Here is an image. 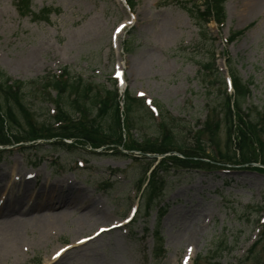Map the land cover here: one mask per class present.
<instances>
[{
  "label": "rangeland",
  "instance_id": "374dc122",
  "mask_svg": "<svg viewBox=\"0 0 264 264\" xmlns=\"http://www.w3.org/2000/svg\"><path fill=\"white\" fill-rule=\"evenodd\" d=\"M17 1L0 0V70L30 82L66 68L110 102L112 80L122 72V105L126 92L144 101L134 103L132 112L131 134L140 144L157 138L162 116L150 114L157 106L168 123H179V143L202 142L201 155L220 150L231 159L225 121V94L233 92L229 57L242 81L250 82L244 108L262 133L251 147L258 158L255 146L264 143V0L252 13L248 0H226L221 27L199 17L201 0H134L132 10L123 0H30L25 17ZM43 10L53 13L46 18ZM232 32L241 35L230 41ZM212 62L217 70L203 69ZM25 103L30 123L43 127L56 113L57 94L28 86ZM22 125L30 129L26 120ZM82 148L43 145L0 155L2 211L17 181L28 180L30 190L41 192L56 182L80 194L66 203L63 196L48 203L32 196L14 215L0 214V264H264L261 165H175L145 211L152 198L143 183L153 157L140 151L91 155ZM11 221L21 224L18 238L5 229ZM157 227L163 239L159 258ZM102 228L113 229L97 236Z\"/></svg>",
  "mask_w": 264,
  "mask_h": 264
},
{
  "label": "trees",
  "instance_id": "16d2710c",
  "mask_svg": "<svg viewBox=\"0 0 264 264\" xmlns=\"http://www.w3.org/2000/svg\"><path fill=\"white\" fill-rule=\"evenodd\" d=\"M128 6L134 7V0H125ZM204 11H198L199 17L203 18L206 24L214 21L218 26H222L225 21L224 4L226 0H201ZM18 13L23 17L31 9L30 0L17 1ZM53 10H43L40 16L48 18ZM241 32H232L230 41L235 40ZM125 51L129 47L124 46ZM229 75L234 88V96L225 94V121L227 129V150L231 154V159H226L223 153L218 150L216 155L212 152L201 155L200 147L204 143L195 145H184L177 141L175 128L179 126L175 118H171L168 123L164 117L157 131V138L140 144L132 138L133 128L132 112L134 103L139 104L142 100H135L127 93L125 108V126L130 133L129 142L123 137L122 117L118 102V94H113V100L102 99L98 93H93L92 88L81 78H72L69 71L64 69L60 77L47 74L38 80L22 82L12 79L0 70V145L7 146L22 143L28 140L37 139H57L51 147L62 150L75 151L79 146H90L94 149L108 147L122 154L118 148L123 147L127 150H138L144 154H167L178 152L184 158L171 155L158 162L150 176L146 193L152 199L146 202L145 211H149L154 201L153 194L164 182V176L170 174L177 165L180 169L198 168L196 165L203 164L209 160L222 165H239L246 168L253 164L264 165V143L260 141V147L256 144L258 158H256L251 147L257 141V135H262L259 125L255 123L245 111L246 100L250 95V82L244 83L237 74L234 63L231 59H226ZM204 70H217L215 62L202 66ZM64 78V80H62ZM38 87L43 90L53 89L57 92V113L49 117L50 122L43 127H35L29 121V111L25 103V90L27 87ZM143 104V103H142ZM68 107V108H67ZM161 112V109H158ZM22 120H26L29 130H24ZM23 129V130H22ZM255 140H252V137ZM64 140H73L72 145H68ZM97 155L95 152H91ZM153 163L149 166H153ZM148 168V170H149ZM145 193V194H146ZM154 238L159 246L156 247V258L162 254L163 239L160 236L158 227L155 230ZM159 251V253H158ZM158 253V254H157Z\"/></svg>",
  "mask_w": 264,
  "mask_h": 264
},
{
  "label": "bare ground",
  "instance_id": "6f19581e",
  "mask_svg": "<svg viewBox=\"0 0 264 264\" xmlns=\"http://www.w3.org/2000/svg\"><path fill=\"white\" fill-rule=\"evenodd\" d=\"M259 3H260V0H248V4H247L246 9L249 11V13L255 12L259 7ZM116 40H117V37H116ZM43 189H42L43 192L30 190V181H28V180L17 181V183L15 182L14 185H12V187L8 191V194L10 196L7 197V199L5 201V207H3L6 209H4L3 211H2V209H0V214L4 215V216L7 215V213L9 215H14L15 212H17V207L20 205L21 201L23 200L25 203V200H26L25 204L30 203L32 196L37 197V196L41 195L44 197L45 202H47L51 199L52 200L56 199L57 196H59V197L63 196L65 203L68 201L73 202V201H75V198H77V196L78 197L80 196V194L75 191L74 187L65 186V185L61 186V185H58L56 182L55 183H49L46 187L44 186ZM33 194H35V196ZM57 203H60V202L58 201ZM22 208H23V206H22ZM29 211H32V209H30ZM21 212H19V213H21ZM34 220H37V218H35ZM4 223L8 227L5 229H8L7 231H9L11 233V236H12V233H14L12 237L16 236L18 238L17 233L20 231L19 229L21 227L20 226L21 224H19V222H17V221L4 222ZM13 223H14V225H13ZM9 228H11V229H9ZM111 230H112V228L111 229L109 228L108 232ZM91 240H93V239H91Z\"/></svg>",
  "mask_w": 264,
  "mask_h": 264
}]
</instances>
